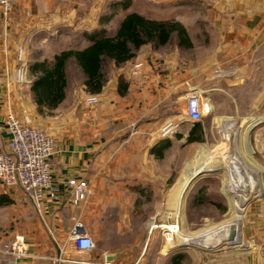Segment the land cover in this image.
Listing matches in <instances>:
<instances>
[{
	"label": "crops",
	"instance_id": "crops-1",
	"mask_svg": "<svg viewBox=\"0 0 264 264\" xmlns=\"http://www.w3.org/2000/svg\"><path fill=\"white\" fill-rule=\"evenodd\" d=\"M83 1L17 0L8 22L0 8V151L9 147V110L28 115L34 127L55 139L51 162L57 195L47 194L36 204L22 190L6 188L0 181V264H175L169 242L154 250L141 234H134L137 228L141 231L143 218L155 215L147 214L143 205L164 198L174 201L175 153L190 143L210 140V127L203 119L191 120L187 113L186 95L191 89L210 101L216 124L230 122L222 119L226 115L248 117L224 112L222 107L233 105L235 92L248 88L252 56L238 47L254 37L237 32V23L231 21V30L219 35L220 44L205 53L178 46L156 50L147 44L125 64H112L100 93L88 92L78 78L58 107L40 106L31 91L30 65L52 60L75 46L73 34L99 26L101 4ZM226 24L222 19L220 26ZM86 45L84 41L81 46ZM137 62L143 63L139 74L134 70ZM20 67L26 68L28 85L17 79ZM90 95L99 102L88 105ZM263 119H253L248 134L250 138L257 134L264 173V128L252 133ZM192 135L201 140L189 142ZM73 179L85 180L92 189L81 205L72 202L68 181ZM260 196L261 203L247 213L243 230L247 245L239 226L235 238L240 239L238 248L245 247L209 264H264V183ZM77 225L94 239L92 251L69 248V235ZM20 242L27 255L3 252Z\"/></svg>",
	"mask_w": 264,
	"mask_h": 264
},
{
	"label": "rangeland",
	"instance_id": "rangeland-1",
	"mask_svg": "<svg viewBox=\"0 0 264 264\" xmlns=\"http://www.w3.org/2000/svg\"><path fill=\"white\" fill-rule=\"evenodd\" d=\"M119 1L121 0H85L87 4H101L100 17L108 12L111 4L115 3V6L110 7V11H119V16L112 19L108 25L112 33L114 32L112 29H116L121 18L123 19L130 11H137L152 19L181 21L187 26L194 41L195 46L191 52L205 53L212 49L213 45L220 44L219 35L231 30V21L237 23V32L254 37L250 42L241 41L243 46L238 47L239 50L247 49L252 56L253 76L245 82L248 88L235 92L237 100L233 98V105L229 103L222 107L224 112L240 113L248 117L245 119L226 115L222 119L230 118V122L220 123L219 121L216 124L213 120L212 105L208 112H204L202 119L212 131L209 142L190 143L182 149L179 148L174 155L175 171L171 179L175 183L176 199L171 201L164 198L158 203H144L143 209H148L147 214L155 215L151 219L143 218L141 231L137 228L134 232L136 236L141 234L144 241L150 242L154 250L161 247L163 242L166 244L169 242V250L172 248L174 257L181 258L185 264L214 263L222 255L240 251L247 245L246 238L243 239L247 213L252 206L261 203L262 200L260 196L264 183L262 153L259 150L260 144L258 145L259 142L255 139L257 134L250 138L248 130L253 119L264 117V0H132V5L127 10H121V6H117ZM222 19L227 24L220 26ZM175 46H169L167 50H173ZM223 70L227 69L224 67ZM233 72L239 75L236 69ZM221 124H226V127L224 125L222 128ZM262 128H264V121L257 122L252 133ZM229 133L231 141L225 138ZM202 161L210 162L209 165H215L220 169L203 172L191 184L189 190L180 195L182 198L179 203V185L185 174L187 175L184 172L186 165L190 163L196 166ZM227 162L232 164L234 162L235 173L242 172L248 181L249 191L245 207L241 210L238 209L236 196L239 192L235 191L227 179L225 169ZM198 195L204 197L200 203ZM219 205H222L224 209H221ZM229 223H233L229 227L232 237L218 250H212L210 247L197 243L183 244L176 235L177 228H179V235L188 237ZM166 226H169L170 232ZM239 226L242 243L244 240L245 244L240 248H238L240 239H236ZM171 237L173 239L170 241Z\"/></svg>",
	"mask_w": 264,
	"mask_h": 264
},
{
	"label": "trees",
	"instance_id": "trees-1",
	"mask_svg": "<svg viewBox=\"0 0 264 264\" xmlns=\"http://www.w3.org/2000/svg\"><path fill=\"white\" fill-rule=\"evenodd\" d=\"M131 5L132 0H121L117 3L121 10H127ZM112 6L115 3L110 5ZM110 7L100 17L97 28L73 34L75 46L57 53L52 60L35 61L30 65L34 73L31 91L38 105L58 107L66 99L72 82L78 78L84 82L88 92L100 93L108 81L112 64H125L136 57L147 44H151L156 50H167L174 45L180 49L194 47L189 30L181 21L152 19L137 11L125 14L116 31L112 33L108 25L119 16V11H110ZM84 41L88 45L82 47ZM124 86V80L120 79L122 94L126 91ZM200 126V123H196L194 127L199 129ZM195 140L201 139L192 135L188 141ZM199 197L200 203L204 197ZM219 206L224 209L222 205ZM174 260L175 264H182L181 258L174 257Z\"/></svg>",
	"mask_w": 264,
	"mask_h": 264
},
{
	"label": "built area",
	"instance_id": "built-area-1",
	"mask_svg": "<svg viewBox=\"0 0 264 264\" xmlns=\"http://www.w3.org/2000/svg\"><path fill=\"white\" fill-rule=\"evenodd\" d=\"M15 1L17 0H0L1 12L7 22L11 19ZM21 54L22 51L20 59ZM142 66V62L134 64L136 74L140 73ZM17 79L23 85L29 84L25 67L18 69ZM186 99L187 113L193 121H200L204 112H208L211 107L210 101L202 100L198 91L193 89L187 93ZM86 102L88 105H95L99 99L96 95H90ZM7 123L10 142L7 150L0 151V181L6 188L22 190L36 204L41 203L47 194L56 198V192L52 187L51 162L55 152L54 137L45 130L34 127L28 115L21 117L13 109L7 114ZM68 186L74 205L85 203L92 194L91 186L85 180H70ZM68 246L85 253L92 251L96 244L94 239L77 225L69 235ZM3 252L17 257L27 255L21 242L14 243Z\"/></svg>",
	"mask_w": 264,
	"mask_h": 264
},
{
	"label": "bare ground",
	"instance_id": "bare-ground-1",
	"mask_svg": "<svg viewBox=\"0 0 264 264\" xmlns=\"http://www.w3.org/2000/svg\"><path fill=\"white\" fill-rule=\"evenodd\" d=\"M225 138L227 140L231 141L230 133L227 134L225 136ZM227 163L228 164L225 167L226 172H227V179L229 180L230 185L235 189V191L239 192V193H237V195L236 194L235 195L237 196V199H238L237 200L238 209L241 210L245 207V202L247 199L246 196H247V192L249 191V185H245L244 181H247V180H246L244 174H242V172L235 173L234 166H233L234 162H233V164L231 162H227ZM209 164H210V162L206 163V162L202 161L200 164H198L196 166H192L190 163H188L186 165L184 172L187 173V175L185 174L182 182L179 185V195H178L179 196L178 197L179 203L181 202V198H182L180 195H182L186 191L188 182L191 179V177L198 175L199 173L202 174L203 172H213V171L220 169V168H216L215 165L213 166V165H209ZM225 165H226V163H225ZM238 168H239V166H238ZM182 174H184V173H182ZM206 176H204V177H206ZM182 202H183V200H182ZM177 206H178V204H177ZM179 208H181V207H179ZM233 220H235V218ZM231 224H233V223H231ZM231 224L229 223L228 225L217 226V228L215 227L213 229L203 230V231L198 232L196 234L189 235L188 237L187 236L183 237V236L179 235L178 234L179 228H177L176 229V232H177L176 235L179 238V240L181 241V243H183V244L197 243V244H201V245L210 247V249H212V250H218L222 247V245H224L225 242L228 241L229 238L232 237V233L230 232V229H229ZM172 226L177 227V225H172ZM172 239L173 238L171 237L170 241Z\"/></svg>",
	"mask_w": 264,
	"mask_h": 264
},
{
	"label": "water",
	"instance_id": "water-1",
	"mask_svg": "<svg viewBox=\"0 0 264 264\" xmlns=\"http://www.w3.org/2000/svg\"><path fill=\"white\" fill-rule=\"evenodd\" d=\"M201 174L199 173L198 175H195V176H193V177H191V179L189 180V182H188V185H187V189H186V191L187 190H189V188H190V186H191V184L200 176ZM244 183H245V185H248V181H244ZM185 191V192H186Z\"/></svg>",
	"mask_w": 264,
	"mask_h": 264
}]
</instances>
